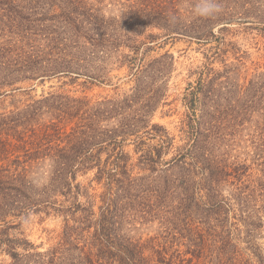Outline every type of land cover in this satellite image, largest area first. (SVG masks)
Returning <instances> with one entry per match:
<instances>
[{
	"label": "trees",
	"instance_id": "16d2710c",
	"mask_svg": "<svg viewBox=\"0 0 264 264\" xmlns=\"http://www.w3.org/2000/svg\"><path fill=\"white\" fill-rule=\"evenodd\" d=\"M104 1L0 0V99L27 91L25 83L32 87L55 77L105 83L114 57L136 76L132 92L122 98L93 104L87 96L50 92L0 111V253L10 256L9 264H248L232 239L227 209L237 211L251 237L263 224L264 118L253 135L251 164L229 149L235 135L250 129L245 124L253 95L246 94L245 105L227 119L217 103L221 72L191 83L184 97L185 142L169 161L163 156L174 137L154 124L145 132L158 142L148 143L138 136L145 128L140 110L131 112L140 99L147 96L152 108L159 98L155 60L147 70L139 65L142 45L158 37L148 29L208 43L219 38L214 25L235 18L233 8L211 18L195 16L188 25L179 7L189 2L193 9L197 0H118L123 11L109 15L101 11ZM125 48L132 52L122 53ZM255 78L249 91L264 87V72ZM112 119L107 127L104 121ZM131 135L140 137L138 164L124 147ZM136 166L148 173H135ZM91 171L90 184L104 187L100 193L78 180ZM226 182L234 185L227 200L221 193ZM32 213L63 217L60 238L47 251H37L23 232L12 233ZM154 221L160 223L155 235L133 234ZM250 245L264 264L259 247Z\"/></svg>",
	"mask_w": 264,
	"mask_h": 264
},
{
	"label": "rangeland",
	"instance_id": "374dc122",
	"mask_svg": "<svg viewBox=\"0 0 264 264\" xmlns=\"http://www.w3.org/2000/svg\"><path fill=\"white\" fill-rule=\"evenodd\" d=\"M219 2L223 6L221 13L228 12L229 9L233 8L232 12H234L233 16L235 17L229 23L221 21L213 26L216 36L219 38L212 37L210 42L204 43L185 34H174L168 37L165 35V29L151 27L147 32L158 37L155 38V41L150 40L140 48L138 58L139 65L142 64L143 70H147L155 60L153 64L161 72L154 88L159 93V98L155 105L153 104L154 106L150 108L146 96L147 98L135 102L131 112L140 110L139 112L143 116L142 120L145 121V124L143 122L141 125H144L145 128L138 133V136H142V139L148 143L156 144L158 142V138H148L149 135L145 132L154 124L164 126L170 136L174 137V147L163 156L166 161L171 160L176 153V147L185 142L181 131L183 121L188 114L184 97L189 91L191 83L197 86L202 77L208 79L209 76L214 77L217 76L218 72H221V76L218 77L219 85L215 86L218 94L217 103L227 119H232L237 114L236 111L245 105L248 99L246 94L253 95L251 99H254L255 103L252 104L246 114V119L249 121L245 124L250 129L235 135V142L229 148L233 157L246 161L248 164L252 163L250 153H252L251 149L253 148V135L257 132V125L264 118V87L249 91L250 81L252 79L257 80L255 77L264 72V0H219ZM101 6L103 7L101 11L107 15L120 14L123 11L122 4L118 0H105ZM179 9L184 15L183 20L189 25L195 17L189 2H183ZM198 23L201 21L199 20ZM131 52L128 48L122 49V53ZM116 60L114 57L110 62L108 61L110 63L108 67L111 69L109 72L110 80L105 83L83 84L84 79L82 78L71 83L66 77L46 79L43 82H36L32 87L25 83L27 91H19L0 99V111L16 106L22 108L31 103L32 99H39L50 92L65 93L73 97L87 96L93 104L103 101L105 98H122L125 94L132 92L131 88L136 84V76L132 77L129 74V67L126 64L120 68ZM224 75L231 79H227ZM48 109L49 107H47ZM51 117L47 113L45 119L49 120ZM104 123L109 127L115 123V120H105ZM73 125L75 122L68 124L66 129L70 130ZM152 132L156 131L152 130ZM139 139L140 137L137 138V135H131L125 141V150L132 156L134 164H138V158L141 154L136 150ZM240 152H248V155L240 154ZM104 156L106 154H103ZM49 163L51 162L47 159V164ZM252 166L250 171L253 177H256L258 174L257 167L256 165ZM134 171L139 174L148 173V170H141L139 166H136ZM94 173L91 171L86 175H79L78 180L88 186L91 193L96 194L100 193L104 187L96 181L90 184ZM233 188L234 185L231 182L223 183L221 193L226 200L232 197ZM81 200H85L84 196L81 197ZM236 212L233 208L227 209L228 223L232 224L229 226L233 233L232 239L237 243L240 253L244 255L248 264H260L250 242L259 247L264 257V216L262 226L251 237L247 234V225L239 220ZM63 226V217L32 213L22 221L20 230H12V233L19 235L18 231L23 232L34 243L37 251L44 252L58 242ZM159 226L158 221L139 225V229L133 234L137 237L147 238L155 235L160 230ZM211 240H213L212 237L208 238L207 242L209 243ZM208 257L207 261L210 260V263L217 261L216 257ZM11 261L12 259L8 254L0 253V264H9Z\"/></svg>",
	"mask_w": 264,
	"mask_h": 264
},
{
	"label": "clouds",
	"instance_id": "9594fccd",
	"mask_svg": "<svg viewBox=\"0 0 264 264\" xmlns=\"http://www.w3.org/2000/svg\"><path fill=\"white\" fill-rule=\"evenodd\" d=\"M223 6L219 0H197L193 14L200 18H211L222 12Z\"/></svg>",
	"mask_w": 264,
	"mask_h": 264
}]
</instances>
